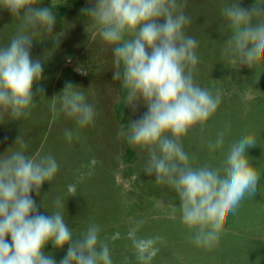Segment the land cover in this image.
<instances>
[{
  "label": "rangeland",
  "instance_id": "374dc122",
  "mask_svg": "<svg viewBox=\"0 0 264 264\" xmlns=\"http://www.w3.org/2000/svg\"><path fill=\"white\" fill-rule=\"evenodd\" d=\"M81 1L58 18L56 5L67 3L50 0L47 7L56 17L53 30L41 28L32 36L31 58L42 62L43 72L33 85L30 114L17 118L0 108V157L20 151L29 158L50 155L58 164L53 179L41 186L39 194L31 193L38 212L49 216L59 210L74 240L89 226H98V237L108 243L112 264H143L128 238L134 228L137 238L159 237L150 264H264V60L249 68L224 55L233 30L223 13L233 4L264 8V0H177L183 5L177 12L183 11L191 21L184 26V34L197 41L194 83L213 96L220 94L217 110L203 127L197 124L181 137L190 166L221 167L231 145L252 135L255 146L246 149V156L260 175L255 196L245 195L211 247L195 244L196 229L182 223L174 188L156 183L155 173H145L148 151L131 145L134 160L125 161L124 131L115 118L121 81L113 80L117 70L113 46L102 40L92 18L82 11L93 7L96 0ZM22 15L23 10L15 17L0 7V48L9 46L17 35ZM257 22L254 18L253 23ZM67 82L94 108V120L85 127L61 109ZM130 109L129 122L147 112L142 101ZM66 131L72 132L71 140ZM220 133L223 145L210 149ZM69 186H75V196L68 192ZM57 197L63 204L59 209ZM6 240L11 243L10 236ZM67 249L68 245L58 249L49 242L43 251L59 264Z\"/></svg>",
  "mask_w": 264,
  "mask_h": 264
},
{
  "label": "clouds",
  "instance_id": "9594fccd",
  "mask_svg": "<svg viewBox=\"0 0 264 264\" xmlns=\"http://www.w3.org/2000/svg\"><path fill=\"white\" fill-rule=\"evenodd\" d=\"M38 3L0 0V7L12 16H21L23 10L17 35L9 46L0 48V108L17 118L30 114L33 85L42 79V62L31 58L32 36L41 28L52 32L56 20L50 8L37 7ZM182 7L177 0H96L93 7L82 11L92 18L102 40L113 46L117 69L113 80L121 81L122 77V87L127 90L125 105L135 108L142 101L147 106L140 119L127 125L124 135L128 143L148 151L145 173H155L156 183L174 188L182 223L196 229L195 244L211 247L245 195L255 196L260 175L246 156V149L255 146L252 135L231 145L221 167L190 166L181 137L197 124L203 127L217 110L220 94L213 96L194 83L197 41L184 34V26L191 21L183 11L177 12ZM223 13L233 30L224 55L249 68L264 60V8L254 5L245 9L233 4ZM254 18L257 23H253ZM76 89L71 82L65 84L61 109L75 118L79 127H85L93 122L95 111ZM38 92L43 96L44 89ZM65 136L71 140L72 132L66 131ZM223 143L220 133L209 148L215 150ZM57 171L58 164L50 155L29 158L17 151L0 157V264H56L43 251L49 242L58 249L68 245L59 264H112L108 243L98 237V226H89L74 240L59 210L49 216L38 212L31 193L35 190L39 194ZM68 192L75 196V186H69ZM56 206L63 207L59 197ZM136 231L131 229L128 238L137 259L150 264L157 254L154 244L159 237L137 238Z\"/></svg>",
  "mask_w": 264,
  "mask_h": 264
},
{
  "label": "trees",
  "instance_id": "16d2710c",
  "mask_svg": "<svg viewBox=\"0 0 264 264\" xmlns=\"http://www.w3.org/2000/svg\"><path fill=\"white\" fill-rule=\"evenodd\" d=\"M63 3H67V6L63 5L62 3L59 5H56V12L58 18H63L68 12V7H75L79 6L82 1L81 0H60ZM39 4L41 7H47L49 6L50 0H39ZM69 5V6H68ZM118 96L119 101L115 105V118L118 124L122 127L124 133L127 132V125H128V117L130 114V106H126V97H127V90L122 87V77H121V83L119 85L118 89ZM124 141H125V154L124 159L126 162H132L135 157V153L131 147V144L128 143L127 136L124 135Z\"/></svg>",
  "mask_w": 264,
  "mask_h": 264
}]
</instances>
